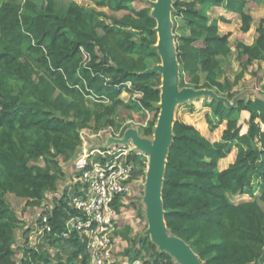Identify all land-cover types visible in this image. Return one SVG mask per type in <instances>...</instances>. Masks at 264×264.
<instances>
[{"label":"trees","instance_id":"trees-1","mask_svg":"<svg viewBox=\"0 0 264 264\" xmlns=\"http://www.w3.org/2000/svg\"><path fill=\"white\" fill-rule=\"evenodd\" d=\"M87 1L88 7L71 2L63 11L54 0H0V264H89L85 239L66 227L76 187L54 198L53 208L44 209L43 202L57 193L62 164L75 157L82 129L120 128L127 117L121 113L142 112L150 120L140 132L149 137L160 115L162 75L154 68L161 57L151 9L134 8L136 0ZM261 4L264 0L172 1L178 87L211 90L215 99L205 103L207 124L224 125L219 141L211 142L194 126L174 121L162 175L166 230L201 264H264V210L254 199L258 191L264 202V93L254 100L239 97L232 106L226 102L236 97L231 89L248 68L264 63V18L252 45L232 46L240 70L230 82L223 69L232 53L230 35L218 27L229 21L209 15L222 8L238 16L245 34L252 24L247 8ZM123 93L133 101L124 102ZM233 150V162L220 170L219 162ZM130 160L132 179L144 177L146 157L135 152ZM6 195L47 217L50 231L42 230L34 246H29L32 228L17 217ZM237 195L250 200L234 203ZM121 197L113 205L116 215ZM137 214L141 217L140 209ZM42 216L36 220L40 229ZM127 234L132 247L123 256L129 264L139 259L176 264L148 236Z\"/></svg>","mask_w":264,"mask_h":264},{"label":"built area","instance_id":"built-area-1","mask_svg":"<svg viewBox=\"0 0 264 264\" xmlns=\"http://www.w3.org/2000/svg\"><path fill=\"white\" fill-rule=\"evenodd\" d=\"M126 124L133 125L134 122L130 120ZM79 135L80 154L74 160L77 195L69 202L72 213L66 221L67 231H74L85 239L89 264H113V235L117 224L113 205L117 197L130 193L131 184L135 182L132 179L134 163L130 156L136 149L131 140L110 147L105 144L108 139L121 138V129L115 127L108 126L97 132L82 129ZM97 141L102 144H99L101 148L91 146ZM42 224V230L49 232L44 215ZM147 259L145 257L144 261ZM133 264H142V260Z\"/></svg>","mask_w":264,"mask_h":264},{"label":"crops","instance_id":"crops-1","mask_svg":"<svg viewBox=\"0 0 264 264\" xmlns=\"http://www.w3.org/2000/svg\"><path fill=\"white\" fill-rule=\"evenodd\" d=\"M247 12L252 17V24H251L249 31L245 34L241 33V30H240L241 21L238 18V16H236L232 13H229V12L223 10L222 8H215L209 13V15L212 19L217 18V17H224L227 21H229L228 24L219 23L218 27H219L220 34H222V35L229 34L230 35L229 42L231 45L232 53L227 59V64L223 67V69L225 71L224 77L230 82H232V78H233L232 76H230L231 75L230 73L235 72L237 74L240 70L237 62L235 61L234 48L232 46L237 41L242 42L243 44L248 45V46L252 45L255 42V39L257 37L255 30H256L258 21L260 19L264 18V4L258 5L257 7L252 8V9L247 8ZM259 69H264V63H253V65L248 68V71L245 73L244 77L242 78V80L237 85V87H240L239 89H241V93L239 94V95H241L240 97L243 96L242 98H247V99H251V100H254L256 98H262V94L264 92L262 90L263 87L261 88V86L264 85V77L261 76V73H263V71L260 72ZM253 72L258 75L257 79H256L257 76L256 77L252 76ZM259 89H261V90H259ZM254 90L255 91H261L262 94L261 95L255 94L256 92H253ZM199 91H206V92H210L211 94H201V95H198L194 98L187 99V100H185V102L187 101L188 104H195V105L201 106V105H203L204 101L213 100L211 95H214V93L211 90H199ZM124 94L126 95V98L123 97ZM121 99L124 102H127V103L130 102L129 101V99H130L129 95H127L126 93L122 94ZM205 112L208 115L210 111L207 108L205 110ZM134 115H136V114H132L131 116L127 115V117L120 123L121 127L120 128L115 127V129H117V130L121 129V138L118 140L111 138V140H113L111 142H109L110 141L109 139L106 140L105 144L107 143L108 147L121 144L118 141L123 140L124 134L127 130H130V129L136 130V131L138 130V127H134L133 125L128 126L126 124L128 121L132 120L131 117H134ZM142 125L147 126V122H143ZM222 127L224 129V125H222ZM220 135H221V133H220ZM154 136H155V133L153 131V134L151 136H149V137L143 136V137L147 140L149 139V142L152 144L154 141ZM219 139H220V137L218 138V141H219ZM99 144H101V143L100 142L98 143V141H97L95 143H92L91 146H97V147L101 148L102 146H99ZM136 152H138V151H136ZM138 153L142 154L141 152H138ZM79 154H80V150L78 148L73 160L70 161L69 163L62 164V167H63L62 171H63L64 176L67 178V181H68V183L64 187H66L68 185L69 188H65L61 191V186L59 183L57 193L48 195L47 199L43 202V205H44L43 208L44 209L48 210L50 208H53L54 207V202H53L54 198L59 199L64 190L70 191L73 187H75L74 178L77 176V174L74 171V162H75L74 160L78 157ZM144 157H146V159H147V156L145 154H144ZM231 162H233V159L231 160V158H226V159L221 160L219 162V169L220 170L226 169ZM145 173H146V171H145ZM134 181L135 182L133 184H131L130 193L121 197V199L119 201L120 202V212L117 215V225H116V229H115V233H114V240H113V247H112L113 264H129V257L123 256V252L125 249L131 248L132 243L128 242V240L125 238L124 233L126 231H128L127 237L131 239V238H134L136 236L146 235V231L148 229L146 207L142 210V208L140 207V204L137 205L138 203L133 202V199H135L137 201L140 199L139 198V196H140L139 191H141V186H139L138 183L141 180H140V178H137ZM8 196H12V195H6V200H7ZM236 197H240V196H238V195L234 196V199ZM12 198L17 199L14 196H12ZM18 200H21V199H18ZM248 200H250V199L243 200V201H248ZM21 201H24V200H21ZM138 209H140V211H141V217H139L137 214ZM41 212H42V210L40 211V210L32 209L29 212V214H30L29 216H28V214H25L27 216L24 215L23 217H22L21 213L16 212L17 217L20 220H22L23 223H25L27 227H30L33 230L32 231L33 233L29 239V246H34V244L37 241L38 235H40V233L42 231V229H40L39 227L36 226L37 218H39L40 215H44V213L42 212L43 213L42 214ZM140 221H145V222H143V226L140 225ZM144 226H145V228H144ZM20 234H21V232H20ZM16 236H17V232H16ZM17 246L22 247V240L20 242H17ZM134 248H137V246H135ZM16 256H17L16 258L18 259L19 258L18 253L16 254ZM175 263L177 264L176 261H175Z\"/></svg>","mask_w":264,"mask_h":264},{"label":"water","instance_id":"water-1","mask_svg":"<svg viewBox=\"0 0 264 264\" xmlns=\"http://www.w3.org/2000/svg\"><path fill=\"white\" fill-rule=\"evenodd\" d=\"M173 0H157L153 6L152 16L156 19L158 35L157 48L161 57V64L154 70L162 75L160 115L155 129L154 141L138 140L135 130H127L121 144L130 139L135 148L145 155H149L145 173V204L148 229L146 236L160 251L168 253L177 264H201L197 255L182 240L167 232L163 219L161 186L163 169L166 162V151L169 145L173 112L176 104L201 94H211L206 91L179 89L177 83V65L175 56L174 37L172 32L171 11ZM215 99V95H211ZM111 141V139H109Z\"/></svg>","mask_w":264,"mask_h":264},{"label":"rangeland","instance_id":"rangeland-1","mask_svg":"<svg viewBox=\"0 0 264 264\" xmlns=\"http://www.w3.org/2000/svg\"><path fill=\"white\" fill-rule=\"evenodd\" d=\"M55 3H56V6L58 9L60 10H65L67 8V6L71 3V2H75L81 6H84V7H88L90 5V3L87 1V0H54ZM157 0L155 1H151V0H136L134 3H133V6L134 8L136 9H141V8H145V7H149L151 9V11H154V5L156 4ZM105 12L107 13V15L109 16H114V17H120L123 15V13H111L109 11H106ZM108 24H110V21L108 20L107 21ZM178 33H180L178 31ZM174 37V35H173ZM234 45V44H233ZM260 72L263 71V73H261V76L264 77V69H259ZM233 78H232V82L234 81V77L236 75L235 72H231L230 73ZM253 77H256V79L258 78V75L256 73L253 72L252 74ZM264 87V85L261 86V88ZM240 87H235L231 89V91H234V93L236 94V97L234 98H230V99H227L226 97V102L227 104L229 105H234L235 103V100L238 99L241 95H239L241 93V89H239ZM261 90V89H259ZM263 90V89H262ZM253 92H256L255 94H259L261 95V91H253ZM124 98H126V95L124 94L123 95ZM128 97V96H127ZM243 97V96H242ZM229 100V101H228ZM133 100L130 99V102H132ZM208 100L204 101L203 105H195V104H188V102L186 101H183L181 103H178L175 105L174 107V112H173V121H182L186 124H190V125H193L195 128H197L200 133L205 136L207 139H209L211 142H217L218 141V138L220 137V133L223 131V127H222V123L220 121H217V120H214L211 124H207V121H206V112L205 110L208 108L206 104H208ZM206 103V104H205ZM197 106V107H196ZM136 115H134V117H131L132 121L134 122L133 126L134 127H138V130L136 131V134H137V138L138 140H141V141H145L146 143L149 142V139H145L140 130L142 128H146V125H142L143 122H149L150 120V116L149 115H146L142 112L140 113H135ZM122 117L125 118L128 114L126 113H121ZM132 115V114H131ZM158 124V121H156V124L155 126H157ZM130 126V125H128ZM155 129L156 127H154V132H155ZM94 132V131H93ZM136 151L140 152L138 150V148H135ZM142 153V152H141ZM144 155V153H142ZM234 150H233V153L231 155V160L234 159ZM147 156V162L149 164L150 162V156L149 155H146ZM41 163V162H39ZM140 184L139 186H141V191H139V200H135L133 199V202L134 203H138L137 205L140 204V207L142 208V210L146 207V204H145V201H144V198H145V192H146V187H145V175L144 177H140ZM60 186H61V191L65 188H69L68 185L66 187H64L68 181H67V178L64 176L61 178L60 180ZM254 199L259 203V205L261 206V208L264 210V202H261L259 200V192H255L254 193ZM247 199H250L248 196H240V197H236L235 199H232L234 201V203H239V202H242L243 200H247ZM7 201L10 203L11 207L13 208V210L17 213H21L22 217L25 215V214H28V216L30 215L29 212L31 211L30 209H26L24 208V201H21V200H18V199H15V198H12V196H8L7 197ZM131 204V203H130ZM129 204V205H130ZM27 216V215H25ZM41 216V215H40ZM117 222V221H116ZM143 222L145 221H140V225L143 226ZM145 228V226H144ZM16 239H17V242H20L22 240V237H21V234L19 231H17V236H16ZM21 239V240H20ZM113 240H114V237H113ZM120 254V253H119Z\"/></svg>","mask_w":264,"mask_h":264}]
</instances>
